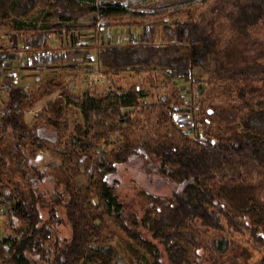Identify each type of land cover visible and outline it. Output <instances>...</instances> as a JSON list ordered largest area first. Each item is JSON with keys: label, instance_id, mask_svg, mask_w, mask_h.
I'll return each instance as SVG.
<instances>
[{"label": "trees", "instance_id": "1", "mask_svg": "<svg viewBox=\"0 0 264 264\" xmlns=\"http://www.w3.org/2000/svg\"><path fill=\"white\" fill-rule=\"evenodd\" d=\"M38 1L0 0V18L7 20L0 24V29L9 27L19 33L23 50L40 48L50 34L74 31L78 28L77 20L85 14L98 13L109 18L121 10L116 3H108L107 9H96L58 0L57 5H66L57 13L58 23L27 33L19 18L30 14ZM245 4L249 8L252 5V9L247 10L246 21L256 26L264 17V0H245ZM178 13L182 15L186 11ZM199 16L198 20L187 17V20L160 24L135 23L140 31L133 42L107 45L99 50L95 59L106 71L141 68L162 72L175 83L192 81L194 71L204 68V61L199 58L202 52L196 50L203 42L194 36L195 32L202 33L204 17ZM248 34L245 31L243 36V41L247 39L242 57L232 59L233 63L239 60V66L230 69L229 61L223 64L222 74L209 80L233 82L245 88L264 83V69H252L248 64L253 57L248 49ZM240 39L239 33L232 37L235 41ZM189 44L191 50L184 51ZM235 47L233 53L238 54L239 45L236 43ZM15 57L13 53L1 51L0 68ZM93 60L88 49L75 48L41 51L29 59L30 64L39 69ZM50 88L62 89L59 83L48 82L42 88L45 95L50 94L47 91ZM5 90L8 100L0 109V204L4 207L0 220V264H120L121 255L113 247L95 240L99 227L96 220L100 216L91 213L88 201L80 196L66 173L63 175L67 197L63 208L70 229L68 239L61 237L54 208L48 210L46 218L41 216L39 206L46 198L32 187L27 176L30 173L40 178L42 174L30 166L28 160L37 151L49 147L35 135V123H27L22 113L24 108L32 107L34 97L15 86L11 79H6ZM62 94L47 101L45 111L51 121L57 120L63 111L64 96L68 95ZM173 94L172 98L166 94L159 98L160 121L169 124V131L176 129L178 142L156 131L136 143L124 133L121 142L99 149L95 142L71 135L63 143L64 152L58 150L61 136L50 151L62 158L63 165L65 161L82 164L97 198L99 214L107 217L130 242L129 250L137 254L141 251L140 258L145 259V264H163V261L159 248L144 237L141 230L162 247L167 264H200L199 258L216 264L204 242L205 232L219 233L209 245L221 256L233 249L230 239L234 234L247 236L250 247L260 252L255 264H264V102H245L239 110L208 105L196 118L181 108L175 90ZM136 100V93L129 91L119 95L114 105L131 108ZM79 103L85 117L100 106L89 97L80 98ZM212 122L229 125L235 131L229 135L203 132L201 126ZM26 147L30 151L28 155L23 151ZM139 151L157 161L156 169L161 177L181 187L169 196L141 193L144 202L141 217L125 220L115 185L107 178L116 171L117 165L126 163Z\"/></svg>", "mask_w": 264, "mask_h": 264}, {"label": "rangeland", "instance_id": "2", "mask_svg": "<svg viewBox=\"0 0 264 264\" xmlns=\"http://www.w3.org/2000/svg\"><path fill=\"white\" fill-rule=\"evenodd\" d=\"M58 0H40L34 10L19 20L23 23V30L31 33L44 27L52 26L59 21L58 12L66 8L57 5ZM74 5L85 8L94 6L96 9H107L108 3H116L119 14L106 18L98 13H88L81 16L76 22V28L70 33L50 34L48 39L38 49H21L20 34L11 28L0 29V52L7 51L16 55L14 60L6 61L0 68V109L8 100L5 90L6 79H11L15 86L22 87L34 97L32 107L23 109L27 123H35V135L41 137L49 149H41L34 157L29 158L30 166L36 167L41 177L31 176L27 179L32 187L42 193L46 202L39 206L40 214L47 217L50 208H54L58 218V228L61 237L66 240L70 229L66 220L63 203L67 197L64 192V175L66 173L80 196L88 201L89 210L93 215L100 216L95 240L110 245L119 255L120 264H145V259L128 249L130 242L126 240L112 222L99 214L98 201L94 196L91 181L83 171L82 164L65 161L50 151L58 136H61L60 151L65 140L71 135L87 141L95 142L99 149H108L121 142L124 133L133 142H142L154 132L159 131L163 136L178 142L176 129L169 131V124L160 121L162 118L160 97L163 94L170 98L173 91L179 96L181 108L191 116L199 117L202 108L208 105L239 110L245 102H264V83L245 88L233 82L215 81L209 77L222 74L223 64L231 61L228 68L239 66V60L233 63L232 59H240L244 48L243 36L248 31V49L253 55L248 64L252 69H264V17L258 24L252 25L246 20L249 8L245 0H68ZM68 9V8H67ZM185 10L186 14L178 12ZM235 13L239 15L236 16ZM189 14V16H188ZM202 33L195 32L194 36L201 45L196 50L201 51L199 56L204 61V68L194 71V78L188 82L175 83L165 74L149 69L106 71L98 64L95 57L99 50L107 45H127L140 31L139 22L161 23L163 21L187 20V17L200 19ZM0 18V24L4 23ZM133 23V24H129ZM253 26V28H252ZM160 29V27L158 26ZM241 34L240 41L232 40L235 35ZM232 40V41H231ZM236 42L238 54L233 53ZM191 44L184 51H190ZM67 48L88 49L93 57L91 63L80 61L66 62L63 66L57 65L45 69L34 68L29 59L37 52H60ZM256 50H259L256 52ZM214 54V55H213ZM220 57V59H219ZM222 58V59H221ZM218 63H222L220 67ZM48 82L59 83L62 89H48L50 94L42 91ZM129 91L135 92L137 102L131 108H117L114 102L119 95ZM65 102L60 117L51 121L45 111L47 101L63 95ZM64 94V95H65ZM93 98L100 105L90 111L85 117L79 103L80 98ZM264 105V103H263ZM2 111H0L1 113ZM202 131L210 134L229 135L235 129L221 123H207L201 126ZM25 155L29 148L23 149ZM157 161L150 155L139 151L137 155L129 157L126 163L117 165L116 171L109 175L107 180L115 185L116 193L123 206L122 216L129 220L132 216L141 217L143 213V197L141 193H150L159 196H169L173 190L181 185L171 182L157 172ZM14 178H15V173ZM17 177V176H16ZM1 220V216H0ZM143 236L151 240L161 252L163 264H167L164 251L156 240L147 232ZM219 233H204V242L216 264H255L260 252L253 250L247 242V236L234 234L230 241L233 249L225 255H218L209 245V241L218 237ZM132 246H135L131 243ZM136 247V246H135ZM256 249V248H254ZM201 253V252H199ZM148 260V257H146ZM200 264H208L199 258Z\"/></svg>", "mask_w": 264, "mask_h": 264}, {"label": "built area", "instance_id": "3", "mask_svg": "<svg viewBox=\"0 0 264 264\" xmlns=\"http://www.w3.org/2000/svg\"><path fill=\"white\" fill-rule=\"evenodd\" d=\"M3 208H4L3 205L0 204V216H2V213L4 212V209Z\"/></svg>", "mask_w": 264, "mask_h": 264}]
</instances>
